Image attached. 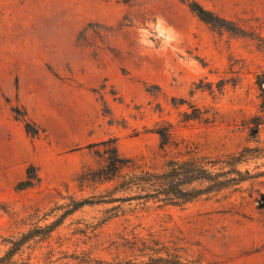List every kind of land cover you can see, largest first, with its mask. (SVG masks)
Here are the masks:
<instances>
[{
	"label": "rangeland",
	"instance_id": "1",
	"mask_svg": "<svg viewBox=\"0 0 264 264\" xmlns=\"http://www.w3.org/2000/svg\"><path fill=\"white\" fill-rule=\"evenodd\" d=\"M190 1L0 0L1 234L27 229L31 213L66 195L91 197L112 187L86 179L88 169L103 165L95 154L102 146L91 145L104 140L124 157L143 158L144 167L162 169L157 127L170 124L205 153L225 156L258 145L247 120L261 115L264 148L254 76L264 72V51L201 20ZM194 1L261 26L264 35V0ZM31 165L39 179L26 186ZM241 167L261 175L181 205L122 203L119 216L95 233L73 235L113 213L106 211L111 205L85 206L24 256L32 252L42 264L49 256L50 264H83L74 257L84 252L129 259L119 233L140 224L142 233L158 231L201 264H264V154Z\"/></svg>",
	"mask_w": 264,
	"mask_h": 264
},
{
	"label": "trees",
	"instance_id": "2",
	"mask_svg": "<svg viewBox=\"0 0 264 264\" xmlns=\"http://www.w3.org/2000/svg\"><path fill=\"white\" fill-rule=\"evenodd\" d=\"M189 7L204 22L234 35L249 37L258 42V49L264 51L261 26L249 25L243 20L228 19L194 0L189 2ZM254 76L264 109V72ZM14 110L18 112L17 108ZM247 123L249 135L258 145L246 146L225 156L205 153L198 144L176 135L170 124L157 127L155 132L160 137V150L165 159L162 169L144 167L143 158L122 156L117 144L110 140L91 145L102 146V149H95V154L101 158L103 165L97 170L88 169L86 179L101 184L112 182V187L106 189L104 194L91 197L66 195V202L56 203L43 213H31L29 218L33 222L27 229L7 235L0 233V264H42L39 260H34L32 252L24 256L25 250L36 249L35 245L49 240L69 216L85 206L111 205L106 211L113 213H107L96 222L79 225L73 235L87 237L89 230L95 233L119 216L114 211L120 209L122 203L137 201L147 207H150L148 204L151 202L159 206L181 205L204 195L239 188L244 182L256 179L261 175L260 172L244 170L241 165L264 154L259 138L263 117L255 115ZM25 126L28 131L38 132L30 122H26ZM38 179L36 167L31 165L25 185H32ZM138 227L140 224H127L119 233L130 249L132 258L109 262L95 258L88 252L81 256L75 255L74 258L83 264H201L199 260L192 258L193 255L187 248L173 240L163 239L158 231L144 228L147 233H142ZM48 254L51 255L52 251ZM51 258L49 256L50 263Z\"/></svg>",
	"mask_w": 264,
	"mask_h": 264
}]
</instances>
